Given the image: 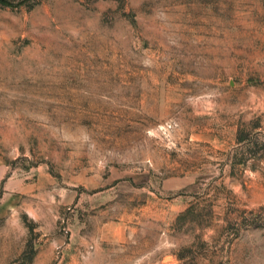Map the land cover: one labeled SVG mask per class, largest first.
<instances>
[{"label":"rangeland","instance_id":"obj_1","mask_svg":"<svg viewBox=\"0 0 264 264\" xmlns=\"http://www.w3.org/2000/svg\"><path fill=\"white\" fill-rule=\"evenodd\" d=\"M0 5V264H264V0Z\"/></svg>","mask_w":264,"mask_h":264},{"label":"trees","instance_id":"obj_2","mask_svg":"<svg viewBox=\"0 0 264 264\" xmlns=\"http://www.w3.org/2000/svg\"><path fill=\"white\" fill-rule=\"evenodd\" d=\"M20 4V1L18 3H12L10 0H0L1 6H7V7H16Z\"/></svg>","mask_w":264,"mask_h":264}]
</instances>
